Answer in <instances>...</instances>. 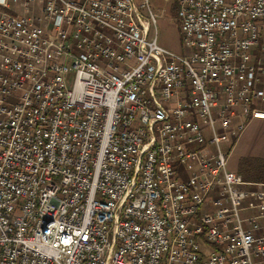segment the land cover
Here are the masks:
<instances>
[{"label": "built area", "instance_id": "1", "mask_svg": "<svg viewBox=\"0 0 264 264\" xmlns=\"http://www.w3.org/2000/svg\"><path fill=\"white\" fill-rule=\"evenodd\" d=\"M174 1L0 0V264H264V0Z\"/></svg>", "mask_w": 264, "mask_h": 264}, {"label": "rangeland", "instance_id": "2", "mask_svg": "<svg viewBox=\"0 0 264 264\" xmlns=\"http://www.w3.org/2000/svg\"><path fill=\"white\" fill-rule=\"evenodd\" d=\"M174 0H151V7L157 14L156 29L159 46L179 55L189 54V48L183 45L181 32L177 23V13L173 8ZM177 7V6H176ZM33 12L27 11L25 15ZM34 13H41L37 8ZM261 151V152H260ZM264 125H249L243 132L238 145L232 151L228 170L240 174L245 180L264 182ZM251 178V179H248ZM201 252L207 257L211 252V246L200 244Z\"/></svg>", "mask_w": 264, "mask_h": 264}, {"label": "crops", "instance_id": "3", "mask_svg": "<svg viewBox=\"0 0 264 264\" xmlns=\"http://www.w3.org/2000/svg\"><path fill=\"white\" fill-rule=\"evenodd\" d=\"M175 2V1H174ZM176 3V2H175ZM176 6H177V4H176ZM175 6V7H176ZM177 8V7H176ZM189 53H190V49H189ZM249 125H264V119H256V120H252L249 124H248V126ZM239 143V142H238ZM238 143H237V145H238ZM236 145V146H237ZM261 152V151H260ZM264 153V152H263ZM246 181V180H245ZM248 182V181H247ZM248 183H250V185H252V186H264V182L263 183H261V182H248Z\"/></svg>", "mask_w": 264, "mask_h": 264}, {"label": "trees", "instance_id": "4", "mask_svg": "<svg viewBox=\"0 0 264 264\" xmlns=\"http://www.w3.org/2000/svg\"><path fill=\"white\" fill-rule=\"evenodd\" d=\"M173 11H174V13H177V8L174 6V8H173ZM248 179H251V178H248ZM246 181H248V182H255V181H252V180H246ZM257 182V181H256Z\"/></svg>", "mask_w": 264, "mask_h": 264}]
</instances>
